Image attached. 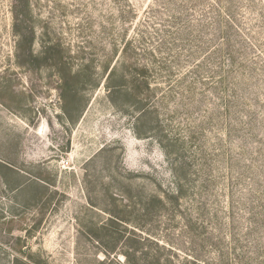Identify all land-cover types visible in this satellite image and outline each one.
<instances>
[{
	"label": "rangeland",
	"instance_id": "rangeland-1",
	"mask_svg": "<svg viewBox=\"0 0 264 264\" xmlns=\"http://www.w3.org/2000/svg\"><path fill=\"white\" fill-rule=\"evenodd\" d=\"M134 233L264 264V0H0V264Z\"/></svg>",
	"mask_w": 264,
	"mask_h": 264
},
{
	"label": "trees",
	"instance_id": "trees-1",
	"mask_svg": "<svg viewBox=\"0 0 264 264\" xmlns=\"http://www.w3.org/2000/svg\"><path fill=\"white\" fill-rule=\"evenodd\" d=\"M125 243V248L120 253L123 259L106 254L97 264H209L195 259L180 260L175 249L151 236L130 234Z\"/></svg>",
	"mask_w": 264,
	"mask_h": 264
},
{
	"label": "bare ground",
	"instance_id": "bare-ground-1",
	"mask_svg": "<svg viewBox=\"0 0 264 264\" xmlns=\"http://www.w3.org/2000/svg\"><path fill=\"white\" fill-rule=\"evenodd\" d=\"M45 134V133H44Z\"/></svg>",
	"mask_w": 264,
	"mask_h": 264
}]
</instances>
